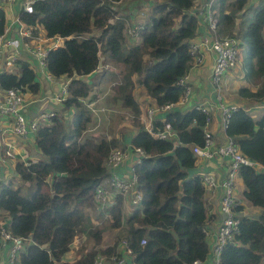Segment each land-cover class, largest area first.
Returning <instances> with one entry per match:
<instances>
[{
    "label": "trees",
    "instance_id": "trees-1",
    "mask_svg": "<svg viewBox=\"0 0 264 264\" xmlns=\"http://www.w3.org/2000/svg\"><path fill=\"white\" fill-rule=\"evenodd\" d=\"M196 1L154 0L148 22L126 52V21L116 18L120 0H37L31 14H20L22 22L33 28L41 26L48 37H73L48 54L46 67L56 79L72 78L70 98L61 106L75 114L70 131L64 116L56 113L30 136L32 148L24 153L31 154L33 146L35 150L14 168L19 180L33 185L30 198L23 197L21 188L11 186V181L5 185L0 180V217L9 221L12 236L25 241L18 264H93L97 254H117L121 240L132 251L134 264H194L209 258L205 191L201 176L195 173L193 148L203 146L210 117L195 109L160 112L151 134L143 128L135 99L138 88L155 107L176 104L183 95L177 81L191 64L189 45L197 26L188 12ZM216 2L217 35L239 42V59L249 84L238 95L264 102V3L247 8L248 0ZM4 25L5 14L0 8V35ZM103 54L123 65L121 81L114 90L121 107L132 113L134 135L83 136L91 115L82 100L89 97L91 87L81 78L99 68ZM15 68L19 73H0V88L38 94L41 80L34 70L25 62ZM165 124L171 126L176 139L155 137ZM225 134L242 156L264 168V113L255 121L241 108L232 111ZM128 147L143 153L133 167L141 207L124 216L123 198L118 195L100 212L94 190L107 177L105 161L114 150ZM36 151L45 160L36 159ZM238 177L244 185V199L260 214L257 218L239 217L237 232L218 254L217 264H264V170L242 166ZM94 212L107 213L106 228L90 226V213ZM108 230L121 231L111 247L98 252L82 245L78 258L63 261L76 238L84 244L90 237L98 246Z\"/></svg>",
    "mask_w": 264,
    "mask_h": 264
},
{
    "label": "built area",
    "instance_id": "built-area-1",
    "mask_svg": "<svg viewBox=\"0 0 264 264\" xmlns=\"http://www.w3.org/2000/svg\"><path fill=\"white\" fill-rule=\"evenodd\" d=\"M35 1L37 0H24L22 5L23 12L31 14L33 12V4ZM15 2L16 0H0V8L4 11V14L8 10H11V7ZM213 5L214 0H210L198 6L194 11L192 9L189 10L188 14L192 15V17L199 22V25L205 26L206 30L202 33L206 34L210 32V35L200 36L199 39H194L190 42L188 53L191 59V64L188 72L177 81V86L182 87L183 89V95L179 101L176 104L164 105L162 107L153 106L145 111V114L140 120L144 130L148 133H153V120L157 113L167 112L174 108L179 109L187 102L189 95L191 94V87L188 83L190 74L193 69L200 68L203 65L204 53L206 51L212 53L214 57L209 81L218 97L222 93L223 81L228 75V71L236 69L240 65L239 42L232 37L227 36L221 38L217 35V21ZM12 24L14 25L13 31L11 30V27L5 23L4 31L0 35V73H11L17 64H23L25 62L34 70L35 74L40 77L41 81L51 83L56 80V78L52 77L47 71V56L51 51L60 47V41L65 42L73 37H48L45 33L42 38L38 33V27L41 26L35 28L27 26L22 22L20 17L14 18ZM141 29L142 27L127 29L126 35L128 39L136 40ZM66 78L67 79L61 83L57 94L50 98H43L41 101L49 100L56 105H62L67 99H69V84L71 83L72 78ZM0 92V117L8 120L10 123L8 129H0V167L2 168V174H5L6 170L10 169L12 161L16 158L13 145L14 142L9 141L7 138L14 137L16 139L26 140L37 131L41 123H47L55 117L56 113L52 111L42 112L34 120L29 122L26 117V111L29 106L28 98L31 93L21 88H12L5 91L0 88ZM82 104L94 118L98 116V111L100 109H96L93 103L88 104L85 100H82ZM220 108L223 128L226 129L227 120L231 112L239 108L235 106L225 107L222 105ZM194 109L201 110L203 113L209 115L208 110L204 108L197 107ZM210 122L211 117L206 120L204 128V144L202 147L193 148V154L197 159H211L218 157L220 159H226L228 162L225 177L221 182H218L211 174L201 176L205 194L213 195L218 188L222 191L219 200V214L221 215V219L214 235V252L218 255L222 248L232 241L233 235L237 232L238 220L240 217L239 213L241 210H237L239 204L235 199L234 190L239 168L242 166L252 167L257 170H264V168L242 156L235 145L234 140L228 137L222 144H215L212 135L208 130ZM154 135L159 140L176 139V134H174L169 124H165L163 129ZM142 155L143 153L140 149L130 150L128 147L123 150H114L107 157L105 161L107 177L94 190L96 206L99 208L100 212L106 211L105 209L108 203L113 201L118 195L124 199L130 197V203L134 210L141 207L142 198L139 192L135 190L136 177L133 174V167L140 162ZM18 158H21L20 155ZM129 161L132 162V165L129 168L128 173H121V169ZM17 162L25 163L26 160ZM105 217L108 218L107 213L105 214ZM8 226L9 221L7 219L0 220V250L6 251L9 264H18V254L24 250L25 241L12 236L8 230ZM205 232L206 237H208L207 227ZM144 244L145 242L141 241V245ZM118 246V253H121V255H117V253L110 256L112 261L117 264H122L126 258L132 259L133 253L125 240H121ZM105 259L106 256L104 254H97L93 264H105Z\"/></svg>",
    "mask_w": 264,
    "mask_h": 264
},
{
    "label": "crops",
    "instance_id": "crops-1",
    "mask_svg": "<svg viewBox=\"0 0 264 264\" xmlns=\"http://www.w3.org/2000/svg\"><path fill=\"white\" fill-rule=\"evenodd\" d=\"M24 0H16L15 4L11 7V10H8L5 13V23L11 27V30H14V25L12 24V20L16 17H20V14L23 12L22 10V5H23ZM154 0H121L116 7V12H117V17L118 19H125L126 21V30L129 28H134V27H144V25L148 22L149 18V11L152 7ZM208 2L207 0H197L195 2V5L191 8L192 10L196 9L198 6L202 5L203 3ZM197 3V5H196ZM261 3H264V0H248V5L250 4L251 6H258ZM247 5V6H248ZM249 7V6H248ZM253 7V8H254ZM12 24V25H11ZM205 26L199 25V22H197V35L196 39H199L200 36L204 35H210L209 33H202L204 32ZM38 33L40 37H44L45 32L43 28L38 27ZM96 35V34H94ZM263 36H264V31H263ZM213 54L206 51L204 53V63L200 68L193 69L188 83L191 87V94L189 95V98L186 103H184L179 110L180 111H187L190 109H194L197 107L204 108L208 110L209 116L211 117V122L208 126V130L210 134L212 135L213 141L215 144H222L225 139L227 138L225 134V129L223 128V120H222V114H221V108L220 106H235L237 108H241L244 111L248 112L250 116L252 113L262 110L261 116L264 113V102H250L252 100H248L245 98H242L238 95V92L241 88H247L249 87V84L245 81L244 79V72L242 69L241 65V60H240V67L237 68L238 70L236 71V75H227L224 78L223 81V87H222V93L218 97L216 93L213 90L212 85L210 84L209 77L211 74V69H212V63H213ZM105 60L101 59V62L103 63ZM242 70H241V69ZM101 69V64H99L98 71ZM240 69V70H239ZM241 73H240V72ZM86 77L84 76L81 79L85 81ZM230 85L228 84V79H230ZM67 78H59L51 83L49 82H44L40 81V88H39V93L38 94H30L28 101H29V106L27 107L26 111V117L28 118V121L31 122L34 120L39 113L41 112H58V115L64 116V121L65 125H69V122L71 123L72 117L75 114V110L70 109L66 110L63 106L61 105H56L53 102H50L49 100L46 101H41L43 98H50L57 94L59 92V88L62 82H64ZM234 81L238 82L237 86L236 84L234 85ZM244 81V84H242ZM231 87V88H230ZM95 91H92L89 97L85 100L86 103H93L96 102L97 104L99 101H96L99 97L98 94H95ZM99 91V90H98ZM100 92V91H99ZM140 94V95H139ZM137 95H139V98L135 99L137 100V103L140 102V110H142L143 107L149 106L153 107L154 105L150 104L147 97L141 93V89H137ZM1 96V92H0ZM104 96H107L108 99H114V95H108V93ZM105 98V97H104ZM103 98V99H104ZM107 99V100H108ZM90 100V101H89ZM107 100L105 102H107ZM95 103V104H96ZM45 104V105H43ZM147 106V107H148ZM108 107V106H107ZM146 107V108H147ZM109 108V107H108ZM145 108L144 112L140 115V119L143 117L145 114V111L147 110ZM56 113V112H55ZM127 114H132L130 111L126 110ZM160 113V112H159ZM159 113L156 114L155 118L159 115ZM132 116V115H131ZM252 117V116H251ZM253 118V117H252ZM260 119V118H259ZM141 121V120H140ZM10 126V123L8 120L3 119L0 117V129H8ZM132 130V131H131ZM130 131L131 135H134L136 133V129L132 128ZM117 136L119 133L116 134ZM110 137V136H108ZM30 138V137H29ZM27 138L26 140H20L16 139L14 137H8L7 139L9 141L14 142V148H15V153H16V158L14 161H12V164L10 166V169L6 170L5 174H2V168L0 167V175L1 179L8 180L10 181V177L15 176L14 168L16 164L18 163L17 161H22L26 160L29 156H32V153L28 155V153H24L27 150L32 148V143H31V138ZM128 146V145H127ZM27 149V150H26ZM20 155L21 158H18ZM18 158V159H17ZM227 160L226 159H220L218 157H214L211 159H202L198 158L197 163L195 166V173L197 175L203 176L206 174H211L213 175L218 182H221L223 178L225 177V173L227 170ZM132 162L129 161L122 169L121 173L127 174L129 171V168L131 167ZM236 186V194L239 196L238 199H240L241 204L238 205V207L241 209V212L239 213V216L243 217H249V218H254L252 217V212L249 210L250 205L246 202V200L243 197V192H244V185L242 181L237 178L235 182ZM242 189V190H241ZM235 192V190H234ZM222 191L220 188L216 189L215 193L213 195H208L205 194V201H206V206H207V213L209 214L207 217V231H208V237H207V242L210 250L209 258L203 262V263H194V264H217L218 261V255L214 252V235L215 232L220 224V219L221 215L219 214V200L221 197ZM123 215H130L132 213L133 206L130 203V197L123 198ZM252 207V206H251ZM252 210L260 211L259 209L253 208ZM3 215V214H2ZM259 215V214H258ZM257 215V216H258ZM95 216H98L96 212L94 214L90 213V219L92 223H95V226H101V222L98 220H95ZM101 218L100 216H98ZM256 217V216H255ZM7 218H4L3 216L0 217V220H5ZM104 219V218H102ZM107 219V218H105ZM103 220L104 222L106 220ZM109 231V232H108ZM106 233L102 235V241L101 244L96 246L95 249L98 251L105 250L108 247H111L112 240L114 238V232L119 231V230H108ZM109 238V239H108ZM78 239V238H77ZM81 240V239H78ZM82 243V241H81ZM74 249L71 248V251L67 254H69V258H65L63 261H73L76 258L79 257V247L74 243L72 245ZM0 264H9L7 261V255L6 251L0 250ZM58 264V263H55ZM105 264H117L114 261L111 260L110 257L106 256L105 259ZM122 264H134L132 262L131 258H126L125 261Z\"/></svg>",
    "mask_w": 264,
    "mask_h": 264
},
{
    "label": "rangeland",
    "instance_id": "rangeland-1",
    "mask_svg": "<svg viewBox=\"0 0 264 264\" xmlns=\"http://www.w3.org/2000/svg\"><path fill=\"white\" fill-rule=\"evenodd\" d=\"M216 1L218 2V0H216ZM196 5H197V3H196ZM248 6H247V8H253L254 7V6H251L250 4ZM196 26H197V21H196ZM196 30H197V28H196ZM196 35H197V31H196L194 39H196ZM134 43H136V42L127 39V41H126V43H125V45L123 47V52H126L127 48L130 45L134 44ZM59 46L63 47L64 46V41H60L59 42ZM103 55H105V54H103ZM108 55H109V53H107V57H108ZM103 57H104L103 59L105 61L103 63L100 61L101 69L99 71L97 69L93 74L90 75V77H86V79H85V81H86L85 83H87L91 87V92L96 90L95 94H98V96H102L103 95V97H101V98L99 97L96 100V101H99L98 104L96 102H94L95 108L96 109H100V110L98 111V116L95 117V118L92 116V114H90L91 115V124L88 126L87 131L83 134V136L87 137V138L91 137V136L99 137V138H109L108 136H112L113 137V136H116L117 133H119V134L122 133V135L126 136V135H128V133H130L132 131L131 129L134 128V126L132 124V116H131L132 114L125 113L126 110H124L121 107V101L118 100L117 95H116L115 90H114V86L118 85L117 83H119L121 81V71L123 69V67H122L123 65L121 63H119V62H115V61L109 60L108 58H106V55L103 56ZM239 67H240V65L237 68H239ZM237 68L229 70L227 74L228 75H231V74L232 75H236V71L238 70ZM13 70L16 73H19V69L14 68ZM242 72H244V71H242ZM139 77L140 76H136L135 79H138ZM231 79L232 78L228 79V84L229 85H230V80ZM237 83L238 82L234 81V85L236 84V86H237ZM242 84H244V81H243ZM91 92H90V94H91ZM107 93H108V95H111V96L114 95L113 97H114L115 100L108 99L107 96H104ZM139 95H137V91H136V95H135L136 99L139 98ZM106 100H107V102H105ZM250 102H254V101H250ZM139 104H140V102L138 103V105ZM147 106L142 108L141 114L144 112V110H145V108ZM148 108H149V106L146 109H148ZM55 112L58 114L57 111H55ZM261 113H262V110H259V111H256V112L252 113L251 116L256 121V120H258L261 117ZM66 128H67V131L71 130L72 127H71V123L70 122H69V125L66 126ZM88 130H89V132H88ZM91 131H93V132H91ZM34 150L35 149H34V146H33V152H34ZM38 153H39L38 151H36V153H35V156L37 155L36 159L45 160V158L43 156H40ZM10 181H11V186H13L14 188H21V194H22L23 197H25V198H30L31 197V194H32V192L34 190L33 185H31L29 183L22 182L21 180H19L16 177V175L14 177H10ZM7 182H8V180H5V182H3V184L6 185ZM234 195H235L236 201L239 204H241L240 199H238L239 196H237V194H236V186H235ZM252 209H253V207H251V205H250L249 210L252 212V217L257 218L258 217L257 215L260 214V211H258V210L254 211ZM208 215L209 214L207 213V216ZM98 216H100L101 218H99ZM98 216H95V220L100 221L101 222V224H100L101 226H95L96 225L95 223H91L90 226L106 228L105 227V222L103 220L105 218H107V217H105V214H98ZM102 218H104V219H102ZM105 220H107V219H105ZM106 232L107 231H104L103 234L106 233ZM120 235H121V231H115L114 232V238L115 239L112 240L113 241L112 244H114L116 238H118ZM74 243L78 247L79 246L81 247L82 245L85 246V248L87 250H91L93 247L94 248L96 247L94 245V243H92V239L90 237H87V239H86L84 244H83V242L81 243V240H78L77 238L74 240L73 244ZM72 249H74V247H72ZM65 258H69V254H66L65 257L63 258V260H65Z\"/></svg>",
    "mask_w": 264,
    "mask_h": 264
},
{
    "label": "bare ground",
    "instance_id": "bare-ground-1",
    "mask_svg": "<svg viewBox=\"0 0 264 264\" xmlns=\"http://www.w3.org/2000/svg\"><path fill=\"white\" fill-rule=\"evenodd\" d=\"M127 31V30H126Z\"/></svg>",
    "mask_w": 264,
    "mask_h": 264
}]
</instances>
